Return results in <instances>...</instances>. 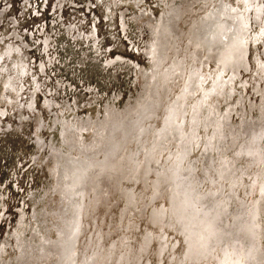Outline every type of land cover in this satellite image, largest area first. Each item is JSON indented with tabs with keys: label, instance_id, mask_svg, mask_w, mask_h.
Instances as JSON below:
<instances>
[{
	"label": "rangeland",
	"instance_id": "obj_1",
	"mask_svg": "<svg viewBox=\"0 0 264 264\" xmlns=\"http://www.w3.org/2000/svg\"><path fill=\"white\" fill-rule=\"evenodd\" d=\"M0 264H264V0H0Z\"/></svg>",
	"mask_w": 264,
	"mask_h": 264
}]
</instances>
